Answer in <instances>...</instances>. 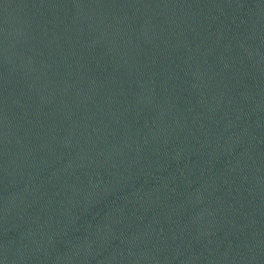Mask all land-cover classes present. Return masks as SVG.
<instances>
[{
    "label": "water",
    "instance_id": "1",
    "mask_svg": "<svg viewBox=\"0 0 264 264\" xmlns=\"http://www.w3.org/2000/svg\"><path fill=\"white\" fill-rule=\"evenodd\" d=\"M0 264H264V0H0Z\"/></svg>",
    "mask_w": 264,
    "mask_h": 264
}]
</instances>
